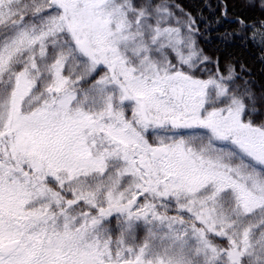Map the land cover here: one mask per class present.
I'll list each match as a JSON object with an SVG mask.
<instances>
[{"label":"snow or ice","instance_id":"snow-or-ice-1","mask_svg":"<svg viewBox=\"0 0 264 264\" xmlns=\"http://www.w3.org/2000/svg\"><path fill=\"white\" fill-rule=\"evenodd\" d=\"M205 8L0 0V264H264V0Z\"/></svg>","mask_w":264,"mask_h":264},{"label":"trees","instance_id":"trees-1","mask_svg":"<svg viewBox=\"0 0 264 264\" xmlns=\"http://www.w3.org/2000/svg\"><path fill=\"white\" fill-rule=\"evenodd\" d=\"M180 3L184 5V7L192 12L193 15H196L197 11H202L203 16L205 18H211L213 13L209 11L207 8H205V4L210 5L213 10H215L219 0H179ZM224 27H221L219 31H216L215 29L211 32V44H205L203 41H201V47H204L207 51L209 48H212V51H215V48L219 46L221 48L222 55H241L239 53V50L235 48H229L227 50L224 49V47L220 44L219 36L223 34ZM243 58L245 59V62L248 63V65L253 69V72L255 73V78L259 83H264V75H261L262 72H264V65H261L258 63L257 60L252 59L251 56L248 54H243Z\"/></svg>","mask_w":264,"mask_h":264}]
</instances>
